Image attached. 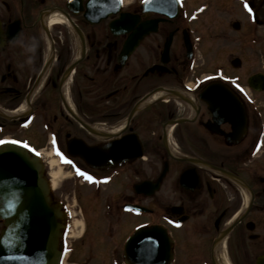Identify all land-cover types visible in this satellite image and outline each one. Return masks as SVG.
I'll return each mask as SVG.
<instances>
[{"label": "flooded vegetation", "instance_id": "af4514ba", "mask_svg": "<svg viewBox=\"0 0 264 264\" xmlns=\"http://www.w3.org/2000/svg\"><path fill=\"white\" fill-rule=\"evenodd\" d=\"M82 1L79 8L75 0H0V139L35 148L51 186L57 168L85 189L78 203L88 235L99 213L105 223L101 239L87 245L86 261L71 245L62 264H91L96 246L109 249L111 264H139L125 247L142 227L150 247L160 242L158 262L148 264H260L264 68L251 74L263 75V83L251 85L249 69L235 75L227 66V58L241 61L249 53L244 0H133L122 10L131 19L115 30L111 24L118 15L91 24L82 12L88 0ZM249 1L256 23L264 26V6ZM56 9L70 18L72 31L79 29L81 46L76 30L47 24ZM216 14V28L225 27L230 16L227 23L239 35L238 55L224 51L223 62L215 59L220 51L207 43L200 25ZM21 32L37 38L35 52L10 43ZM146 32L137 45L127 46L132 34L135 40ZM158 93L165 98L148 102ZM235 98L246 125L228 120ZM57 147L72 164L62 161ZM55 188L54 199L60 198L67 216L75 215Z\"/></svg>", "mask_w": 264, "mask_h": 264}, {"label": "water", "instance_id": "95a60500", "mask_svg": "<svg viewBox=\"0 0 264 264\" xmlns=\"http://www.w3.org/2000/svg\"><path fill=\"white\" fill-rule=\"evenodd\" d=\"M77 3L80 8L81 3ZM120 6V0H91L84 17L91 23H99L116 14ZM129 19V14H122L111 28L115 30L119 22ZM75 30L81 36L77 27ZM148 33H140L139 39L135 40L132 34L127 46L137 45ZM235 99L237 102L231 103L228 120L246 125V113L238 99ZM221 105L219 103L217 109ZM0 221L3 224L0 232V264L61 263V240L65 227L61 206L54 202L40 160L11 144L0 146ZM148 235V230L142 229L130 237L126 244L130 261L148 264L149 260L155 259L158 262L160 242L156 240V245L150 247L146 243ZM149 251L151 257L145 259Z\"/></svg>", "mask_w": 264, "mask_h": 264}, {"label": "rangeland", "instance_id": "374dc122", "mask_svg": "<svg viewBox=\"0 0 264 264\" xmlns=\"http://www.w3.org/2000/svg\"><path fill=\"white\" fill-rule=\"evenodd\" d=\"M133 0H125V5L128 7L130 3ZM257 3L260 4L261 8L264 6V0H257ZM261 10V9H260ZM259 13V12H258ZM211 14V12H210ZM209 14V15H210ZM261 14V13H259ZM257 15L259 20H262L261 17ZM218 15L216 14L214 17H203L201 19L200 25H201V30L204 35L208 36L207 43H214V46L217 47L220 51V56L215 59H218L219 62L226 61V56H222L224 51L233 52L236 55H238V46L239 42L237 43L239 39V35L233 31V28L230 24L227 22L233 19V17H227L226 16V25L225 27H218L214 26L216 23V17ZM79 18V17H78ZM65 26V25H64ZM221 26V25H220ZM68 27V26H67ZM71 31L73 30L72 28H69ZM75 33V30L72 31ZM217 34V35H216ZM238 35V36H237ZM235 50L233 51V49ZM235 56V55H234ZM231 60L227 58L228 62V69H231L230 74H235V75H244V72H248L249 69V76L253 74L254 72H262V69L264 67V26L258 25L253 21L252 15L249 12V53L245 57H242V65H241V71L236 70L233 71V67L231 65ZM87 66H90V63H87ZM57 174V177L54 178L55 181V192L58 193L60 196H63L64 199H67L65 203L70 204L71 210L74 211L75 215L73 214L71 217L67 216V212L65 215V224H66V230H65V235L66 237L64 242L62 241V248L63 250L70 251L71 245L76 246L79 256H81L83 259L82 261H86L87 257V245L92 244L94 242L93 239L99 240L100 238V231L102 232L103 229H105V223L103 218H101L100 213L99 216H95L94 218V223H93V228L91 226V232L88 235L87 234V215L84 214L83 211H80V203H78V194L83 195L85 197V189H83L80 186H76L75 183L72 182V180L67 176L65 177V172H60L55 168L53 171ZM60 199L57 197V200ZM62 199V197H61ZM76 199V200H75ZM83 204H86V201L82 202ZM81 203V204H82ZM87 205V204H86ZM123 219L117 220V225L122 221ZM139 221H143L142 218H140ZM91 222V221H90ZM130 226L128 228H131L133 224L136 223V220H133L131 222ZM125 226H120L119 231L122 233L124 231ZM2 229V225H0V230ZM69 233H68V232ZM96 231V234L95 232ZM95 234V235H94ZM84 235V236H83ZM83 236L82 239H80ZM94 236V237H92ZM92 238V240H91ZM91 240V241H90ZM84 242L85 244L82 245L80 243ZM90 242V243H89ZM93 245V244H92ZM97 251L95 252H90V260L92 261L91 264H111V252L109 251H99L100 247H95ZM108 248V246H107ZM83 255V256H82ZM88 258V257H87ZM79 260V257H78Z\"/></svg>", "mask_w": 264, "mask_h": 264}, {"label": "snow or ice", "instance_id": "6c2138e0", "mask_svg": "<svg viewBox=\"0 0 264 264\" xmlns=\"http://www.w3.org/2000/svg\"><path fill=\"white\" fill-rule=\"evenodd\" d=\"M146 2H147V0H146ZM120 3L122 4L123 0H120ZM244 6H245V8L248 9L249 12H251V8L248 6L247 0H244ZM236 88L239 89L241 92H243V89L240 87L239 84H236ZM52 142H53V145H56L55 138H53ZM7 143L19 145V144H22V141H20V140L5 141V140L0 139V145L7 144ZM23 147L26 149H29L31 152L35 153L36 155H40V153L35 148L30 147V145L27 143H23ZM56 154L62 159V161L64 163H66V164H72L73 163L67 156L64 155V153L60 150L59 147L56 148ZM76 172L78 175H80L82 177H86L88 180L95 182L96 178L93 177L92 175H89L86 171H82L80 168H76ZM11 207H12V205L10 203L9 208L11 209ZM146 243H149V244L152 243L151 238H148L146 240ZM150 257H151V251H149V253L145 257V259H150Z\"/></svg>", "mask_w": 264, "mask_h": 264}, {"label": "bare ground", "instance_id": "6f19581e", "mask_svg": "<svg viewBox=\"0 0 264 264\" xmlns=\"http://www.w3.org/2000/svg\"><path fill=\"white\" fill-rule=\"evenodd\" d=\"M47 20H48L47 24L49 26H54V25H67L69 28H71L72 27L71 25H73L72 22H71V20H70V18L67 17V15H65L62 11L57 10V9L51 11V13H49L47 15ZM77 36H78V38H77V45H80L81 46V43H80V37L81 36L79 34H77ZM80 46H79V49L78 50L81 49ZM161 96H162V93L155 94L152 97V99H150V101H154V100L160 98ZM150 101H148V102H150ZM59 171H60V169H59ZM57 174L58 173L53 172V178L54 177H57ZM52 186L55 187V181L52 183Z\"/></svg>", "mask_w": 264, "mask_h": 264}, {"label": "clouds", "instance_id": "9594fccd", "mask_svg": "<svg viewBox=\"0 0 264 264\" xmlns=\"http://www.w3.org/2000/svg\"><path fill=\"white\" fill-rule=\"evenodd\" d=\"M10 43L22 47L26 53L35 52L39 44L36 37H26L23 32L17 33L16 36L12 37ZM32 58V55L28 56V63L32 62Z\"/></svg>", "mask_w": 264, "mask_h": 264}]
</instances>
